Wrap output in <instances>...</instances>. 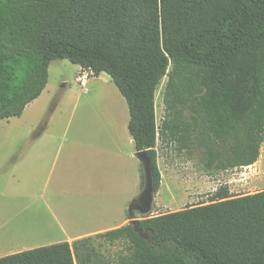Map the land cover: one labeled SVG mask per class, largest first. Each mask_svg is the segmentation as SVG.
<instances>
[{
    "label": "trees",
    "instance_id": "trees-1",
    "mask_svg": "<svg viewBox=\"0 0 264 264\" xmlns=\"http://www.w3.org/2000/svg\"><path fill=\"white\" fill-rule=\"evenodd\" d=\"M65 60L107 75L124 97L136 150L153 159L156 196L158 140L203 150L209 170L258 162L264 0H0V122L22 116L45 91L51 64ZM166 76L158 126L156 93ZM144 181L142 170L141 190ZM138 224L149 241L131 222L97 235L129 243L117 263L88 237L1 257L0 264H264V191L232 196L221 187L208 203Z\"/></svg>",
    "mask_w": 264,
    "mask_h": 264
},
{
    "label": "rangeland",
    "instance_id": "rangeland-1",
    "mask_svg": "<svg viewBox=\"0 0 264 264\" xmlns=\"http://www.w3.org/2000/svg\"><path fill=\"white\" fill-rule=\"evenodd\" d=\"M171 69L172 66L168 72ZM82 70L78 71V66L66 60L53 62L49 68L47 89L41 97L29 105L21 117L0 122V222L7 217L21 216L16 230L20 234L12 246L24 241L22 244L44 247L60 236V227L70 235H77L115 227L124 220L119 212L122 205L107 186L108 166L100 164L95 167L93 160L95 156L105 160L109 150L120 154L126 149L124 136H130L128 105L105 74L94 78L90 74L89 93H84L77 84ZM167 82L168 76L156 93L159 126L165 116ZM73 144L79 151L75 152L76 160L67 168L81 175L82 183L76 195L70 194L69 188L57 189L55 185L60 169L59 163L56 166L55 155L60 148L66 150ZM94 145L97 153L92 150ZM33 149L35 153L46 155L43 167L38 166V161H27V155ZM162 155L166 167L175 164L183 177L193 178L195 182L194 192L182 209L208 203L221 187H229L234 196L245 195L252 190H240L239 187L250 186L252 177H264V146L256 165L228 171L207 169L202 161L203 150H181L178 142L163 147ZM53 173V181L48 183ZM202 179L206 181L203 187L199 183ZM166 187L169 188L168 181ZM173 194L167 192L166 198L169 200V195ZM169 208L171 205L162 206L159 197L155 198V209L147 216L175 211ZM141 217L136 214L137 219ZM90 238L91 245L112 263L130 253L126 240L110 242L97 235Z\"/></svg>",
    "mask_w": 264,
    "mask_h": 264
},
{
    "label": "crops",
    "instance_id": "crops-1",
    "mask_svg": "<svg viewBox=\"0 0 264 264\" xmlns=\"http://www.w3.org/2000/svg\"><path fill=\"white\" fill-rule=\"evenodd\" d=\"M81 68L78 66V71ZM78 73V72H77ZM102 75V74H101ZM95 76H93L94 78ZM99 77V76H98ZM110 78V77H109ZM92 79V78H90ZM89 79V81H90ZM111 79V78H110ZM75 81L77 82V79L75 78ZM81 86L79 84L81 90L84 93H89L88 91V85ZM117 88V87H116ZM47 89V87H46ZM45 89V90H46ZM119 91V90H118ZM44 93V92H43ZM120 93V92H119ZM121 94V93H120ZM41 97V96H40ZM39 97V98H40ZM38 98V99H39ZM37 99V100H38ZM35 100V101H37ZM34 101V102H35ZM33 102V103H34ZM32 104V103H31ZM30 104V105H31ZM129 109V108H128ZM130 115V113H129ZM21 117V116H20ZM13 119V118H12ZM4 121H9V120H4ZM130 121V119H129ZM127 123V128L128 124ZM158 124V123H157ZM159 126V124H158ZM129 132V129H128ZM130 135V133H129ZM124 139L126 141V149L121 151V153H114L113 151L109 150V152H106V159L104 160L103 158H98L97 156L94 157L93 160V166L97 167L100 164H106L107 170H106V179H107V186L110 187L112 195L118 200V203L121 204V208L119 209V212L121 215L124 217L123 222L115 227H109L107 229H97L91 233H86V234H77V235H70L65 229L60 227V236L56 238L55 241H52L50 243H46L49 245L53 244H58V243H63V242H68L70 244H73L75 241L83 239V238H88L92 237L98 234L106 233L111 230H115L124 226H127L130 222L129 219L127 218V206L131 203V201L140 193L141 191V171H142V165L141 163L137 160L135 157V153L137 152L135 142L132 138V136H124ZM172 144H163L160 140H158L157 144V152H158V167L161 172L162 176V182H161V190L159 191L158 195L156 198L159 197L160 199V205L164 206L166 204L171 205V208L169 209H174L175 211L182 210V207L184 205H187V200L190 199L188 197H191L194 189H195V182L193 178H188V177H183L181 170L177 168L175 164L172 166L166 167L164 164L163 160V155H162V148H168ZM93 151L97 153V146L94 145ZM79 151L77 149V146L75 144L73 145H68V147L65 149L60 148L57 154L55 155L56 157V166L59 163V173L57 174L55 185L57 189H66L69 188L70 194L76 195V190L77 194L79 192L82 180H81V175L78 173L76 175V172L69 170L67 167H71V161H75V152ZM103 151V150H102ZM104 152V151H103ZM101 155L103 153H100ZM46 155L44 153H35L34 149L33 152L29 153L27 155V161L31 162L33 160L38 161L37 164L38 166H41L43 164V161L45 159ZM47 162V161H45ZM256 165V164H254ZM252 165V166H254ZM42 165L41 167H43ZM249 166V167H252ZM243 168H248V167H243ZM54 173L48 180V183H51L53 181ZM96 179H98L97 173L95 174ZM169 183V188L166 187V183ZM174 185L173 187L171 186V183ZM200 185L203 187L206 184V181L204 179L200 180ZM171 186V188H170ZM242 188L239 187V189L243 190H252L250 193H247L245 195L249 194H254L257 192L264 191V177H252L250 186H241ZM229 192L232 196L233 192L232 190L228 187ZM255 190V191H254ZM217 191V190H216ZM166 192V193H165ZM167 192H172L173 196L169 195V200L166 198ZM243 196V195H239ZM75 203V201H73ZM177 204L178 207H174V205ZM174 211V212H175ZM21 216H16V217H7L6 219L3 220V222H0V238H5V237H10L15 236L16 230L19 226V219ZM13 219V220H12ZM12 220V221H11ZM13 238V237H12ZM5 244L0 245V258L5 257L8 255L24 252L27 250H31L32 248H39L38 245L30 246L31 244H22L23 242L20 243L17 242L16 245L12 246L16 241V239H8ZM18 240V239H17ZM19 243V244H18ZM46 245V246H49ZM28 246V247H27ZM30 246V247H29ZM45 246V245H43Z\"/></svg>",
    "mask_w": 264,
    "mask_h": 264
},
{
    "label": "water",
    "instance_id": "water-1",
    "mask_svg": "<svg viewBox=\"0 0 264 264\" xmlns=\"http://www.w3.org/2000/svg\"><path fill=\"white\" fill-rule=\"evenodd\" d=\"M135 157L142 165L145 181L140 195L136 197L129 205L128 213L130 222L135 227V231L141 236V238L149 241L148 233L143 232L139 227L136 214L147 216L153 211L154 208L156 192L154 186L153 159L149 150L136 152Z\"/></svg>",
    "mask_w": 264,
    "mask_h": 264
},
{
    "label": "built area",
    "instance_id": "built-area-1",
    "mask_svg": "<svg viewBox=\"0 0 264 264\" xmlns=\"http://www.w3.org/2000/svg\"><path fill=\"white\" fill-rule=\"evenodd\" d=\"M92 74L89 70L83 69L82 72H80L79 77H78V82L81 86L87 85L89 81V76Z\"/></svg>",
    "mask_w": 264,
    "mask_h": 264
},
{
    "label": "bare ground",
    "instance_id": "bare-ground-1",
    "mask_svg": "<svg viewBox=\"0 0 264 264\" xmlns=\"http://www.w3.org/2000/svg\"><path fill=\"white\" fill-rule=\"evenodd\" d=\"M19 226H20V223H19ZM18 226V227H19ZM25 233V232H24ZM20 233H17V234H15V236H11V238L9 237H5V238H0V245H3V244H5L7 241H9L8 239H17L18 237V235H19ZM22 234H23V232H22ZM13 237V238H12Z\"/></svg>",
    "mask_w": 264,
    "mask_h": 264
}]
</instances>
